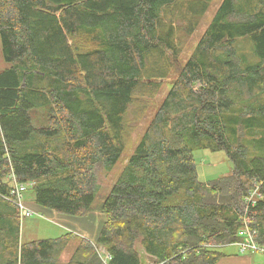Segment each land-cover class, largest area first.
Here are the masks:
<instances>
[{
  "label": "trees",
  "instance_id": "trees-1",
  "mask_svg": "<svg viewBox=\"0 0 264 264\" xmlns=\"http://www.w3.org/2000/svg\"><path fill=\"white\" fill-rule=\"evenodd\" d=\"M212 1L0 0V264H57L71 239L19 241L11 171L41 207L104 214L65 264H216L244 219L264 245V0H219L177 67ZM129 143L100 198L96 168L111 170ZM200 149L224 151L231 171L200 181Z\"/></svg>",
  "mask_w": 264,
  "mask_h": 264
},
{
  "label": "rangeland",
  "instance_id": "rangeland-1",
  "mask_svg": "<svg viewBox=\"0 0 264 264\" xmlns=\"http://www.w3.org/2000/svg\"><path fill=\"white\" fill-rule=\"evenodd\" d=\"M219 3V0H213L208 8L207 12L200 18L198 26L195 28L190 36L182 38L181 43H178L179 56L177 57L176 63L177 67L181 66L182 63L190 56L193 51L198 39L204 32L207 24L210 22L213 13ZM240 49L248 52L250 50L249 44L243 40L239 41ZM7 64L3 61L1 55V43H0V70L6 67ZM175 73L171 74L162 81V88L155 96L154 100L151 101L150 105L144 112V116L138 125L135 126V131L133 133V139L131 142L134 145L138 135L142 132L145 125L147 124L149 118L154 114L156 107L161 103L169 88V84L173 81ZM136 111H133V116L136 115ZM129 122H131L129 120ZM133 145L128 144L129 148H126L120 161L111 170L105 168H96V178L99 184L98 195L103 197L109 190L115 178L119 174L122 166ZM193 157L196 164V171L198 179L200 181H208L216 179L220 176L226 175L231 171L232 164L227 159L224 151H211L209 149H200L193 151ZM30 188L26 190L23 194L24 204L26 207L30 208L33 212L31 217H25L20 220L19 224V241L28 242L33 239H43V238H56L64 233H70L71 239L67 247L64 249L60 255L57 264H65L73 252L74 247L79 242L80 239H87L89 241L95 242L97 235V230L99 225L101 226L104 220V214L97 209H92L91 211L83 215H68L64 213L55 212L47 208L41 207L34 202L33 195L28 197L30 194ZM33 194V193H32ZM29 198V199H28ZM99 198V199H100ZM98 199V200H99ZM20 219V218H19ZM225 246L220 247L223 250ZM98 251L105 256V251L102 247H97ZM136 249L138 250L142 261L145 263H151L152 259L146 256L137 243Z\"/></svg>",
  "mask_w": 264,
  "mask_h": 264
},
{
  "label": "built area",
  "instance_id": "built-area-1",
  "mask_svg": "<svg viewBox=\"0 0 264 264\" xmlns=\"http://www.w3.org/2000/svg\"><path fill=\"white\" fill-rule=\"evenodd\" d=\"M4 181L10 186L9 192L12 196V202L16 205L18 209V217L20 220L25 217H31L33 212L30 208L26 207L24 204L23 194L29 187L32 186V182L22 183L16 179V176L11 171L9 172ZM254 192L250 196V200ZM255 230H252L248 226V222L246 219L243 220V226L238 232V235L241 237V240L235 242L234 244L237 245L239 252L247 253V252H264V245L259 244L255 240Z\"/></svg>",
  "mask_w": 264,
  "mask_h": 264
},
{
  "label": "crops",
  "instance_id": "crops-1",
  "mask_svg": "<svg viewBox=\"0 0 264 264\" xmlns=\"http://www.w3.org/2000/svg\"><path fill=\"white\" fill-rule=\"evenodd\" d=\"M29 191L30 194H27L28 197L33 195L32 190L30 189ZM220 251L223 252V255L217 261L216 264H264V252L256 251V252L241 253L239 252L237 245L234 243L226 245L225 248H223V250L220 249Z\"/></svg>",
  "mask_w": 264,
  "mask_h": 264
}]
</instances>
